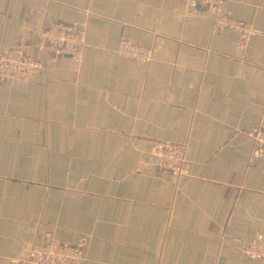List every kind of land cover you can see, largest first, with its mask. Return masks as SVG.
<instances>
[{"label": "crops", "instance_id": "1", "mask_svg": "<svg viewBox=\"0 0 264 264\" xmlns=\"http://www.w3.org/2000/svg\"><path fill=\"white\" fill-rule=\"evenodd\" d=\"M233 31L189 0H0V50L40 60L30 83L0 81V264H26L54 231L85 241L81 264H264V0H225ZM87 31L82 60H54L37 30ZM150 64L121 57L122 41ZM186 146L187 175L151 143Z\"/></svg>", "mask_w": 264, "mask_h": 264}, {"label": "built area", "instance_id": "2", "mask_svg": "<svg viewBox=\"0 0 264 264\" xmlns=\"http://www.w3.org/2000/svg\"><path fill=\"white\" fill-rule=\"evenodd\" d=\"M206 7L214 16L213 32L233 31L240 36L239 48L245 52L254 33L253 26L224 12L225 0H189ZM38 47L54 60L70 57L82 60L87 47V31L74 25L56 22L40 26L37 30ZM121 57L150 64L155 59L153 49L122 41L118 50ZM42 63L22 48L0 50V81L30 83L41 69ZM257 155L264 154V126L251 134ZM151 153L157 166L176 178L187 175L185 169L187 149L185 145L153 141ZM85 241L77 246L60 242L54 231L41 234L28 248L26 264H81ZM244 252L251 260L264 259V245L253 242L245 245Z\"/></svg>", "mask_w": 264, "mask_h": 264}]
</instances>
